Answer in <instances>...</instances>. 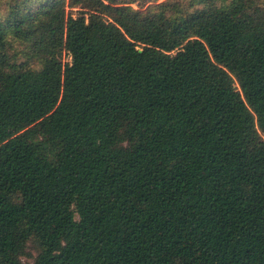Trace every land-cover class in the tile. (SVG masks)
I'll use <instances>...</instances> for the list:
<instances>
[{"label": "trees", "instance_id": "16d2710c", "mask_svg": "<svg viewBox=\"0 0 264 264\" xmlns=\"http://www.w3.org/2000/svg\"><path fill=\"white\" fill-rule=\"evenodd\" d=\"M0 264H264V0H0Z\"/></svg>", "mask_w": 264, "mask_h": 264}, {"label": "rangeland", "instance_id": "374dc122", "mask_svg": "<svg viewBox=\"0 0 264 264\" xmlns=\"http://www.w3.org/2000/svg\"><path fill=\"white\" fill-rule=\"evenodd\" d=\"M3 1L5 2L6 0H3ZM71 61H72V58L70 56H68V55L64 56V62H66V63L69 62L70 63ZM33 254L35 255V253H33Z\"/></svg>", "mask_w": 264, "mask_h": 264}]
</instances>
